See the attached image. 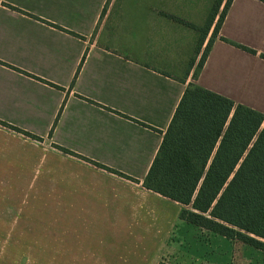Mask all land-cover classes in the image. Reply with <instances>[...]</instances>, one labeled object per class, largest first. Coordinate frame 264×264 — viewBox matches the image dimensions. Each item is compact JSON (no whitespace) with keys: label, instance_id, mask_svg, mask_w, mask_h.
Here are the masks:
<instances>
[{"label":"crops","instance_id":"1","mask_svg":"<svg viewBox=\"0 0 264 264\" xmlns=\"http://www.w3.org/2000/svg\"><path fill=\"white\" fill-rule=\"evenodd\" d=\"M215 1L0 0V240L29 238L28 207L33 264L164 249L183 206L143 183L186 88L264 114L263 1H232L193 78L219 15L198 56L203 34L171 17L204 29Z\"/></svg>","mask_w":264,"mask_h":264},{"label":"trees","instance_id":"2","mask_svg":"<svg viewBox=\"0 0 264 264\" xmlns=\"http://www.w3.org/2000/svg\"><path fill=\"white\" fill-rule=\"evenodd\" d=\"M224 1H215L204 29L171 17L203 34L196 48L198 56L204 35L219 15L212 37L196 65L195 80L233 0H226L219 14ZM106 9L107 6L102 16ZM222 40L258 55L251 48L225 38ZM260 57L264 60V54ZM196 60L197 57L191 60L189 71ZM143 186L185 207L180 214L182 221L264 253V114L190 84L164 134Z\"/></svg>","mask_w":264,"mask_h":264},{"label":"rangeland","instance_id":"3","mask_svg":"<svg viewBox=\"0 0 264 264\" xmlns=\"http://www.w3.org/2000/svg\"><path fill=\"white\" fill-rule=\"evenodd\" d=\"M184 208L182 207V209ZM16 209L21 215V223L16 225L19 227L25 225L29 230V238L1 239L0 264H23L27 262L28 257H30V263L33 264L32 262H35L36 256H23L21 254L22 246L30 248L38 246V230L41 225L33 221L36 217H29V214L36 215V213L31 212L32 208ZM21 209H23V214H21ZM26 218H30L31 222L23 224L22 220ZM41 241L47 244L52 242V240L44 239ZM11 242H13V246H11ZM49 246H52V244ZM147 250L148 252L144 254L136 252L122 253L116 256L115 259L118 264H153V261L161 255L158 264L161 262L165 264H264L263 252L241 242L228 240L184 221L176 224L174 232L163 250L153 246L147 248Z\"/></svg>","mask_w":264,"mask_h":264}]
</instances>
